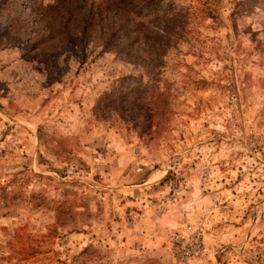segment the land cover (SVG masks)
I'll list each match as a JSON object with an SVG mask.
<instances>
[{
    "label": "rangeland",
    "instance_id": "rangeland-1",
    "mask_svg": "<svg viewBox=\"0 0 264 264\" xmlns=\"http://www.w3.org/2000/svg\"><path fill=\"white\" fill-rule=\"evenodd\" d=\"M244 1L169 0L159 55L36 49L0 3V264H264V10Z\"/></svg>",
    "mask_w": 264,
    "mask_h": 264
},
{
    "label": "trees",
    "instance_id": "trees-1",
    "mask_svg": "<svg viewBox=\"0 0 264 264\" xmlns=\"http://www.w3.org/2000/svg\"><path fill=\"white\" fill-rule=\"evenodd\" d=\"M0 3L15 16L18 42L23 41L34 20L36 49L53 41L56 46L63 44L59 51L75 39L93 34L100 39L102 49L111 45L114 51L125 53L146 40L159 55L169 45L174 18L170 16L169 0H0ZM241 4H249L250 9L259 5L264 10V0H246ZM150 23L159 28H148ZM262 33L264 37V27ZM258 45L264 46V38Z\"/></svg>",
    "mask_w": 264,
    "mask_h": 264
},
{
    "label": "built area",
    "instance_id": "built-area-1",
    "mask_svg": "<svg viewBox=\"0 0 264 264\" xmlns=\"http://www.w3.org/2000/svg\"><path fill=\"white\" fill-rule=\"evenodd\" d=\"M177 251L183 260L196 259L203 251V232L200 224L187 226L183 232L176 236Z\"/></svg>",
    "mask_w": 264,
    "mask_h": 264
}]
</instances>
